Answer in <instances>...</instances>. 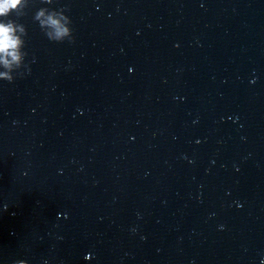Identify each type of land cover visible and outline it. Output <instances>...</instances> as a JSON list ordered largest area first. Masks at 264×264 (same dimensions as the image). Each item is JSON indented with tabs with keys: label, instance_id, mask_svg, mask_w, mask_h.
I'll return each instance as SVG.
<instances>
[{
	"label": "water",
	"instance_id": "95a60500",
	"mask_svg": "<svg viewBox=\"0 0 264 264\" xmlns=\"http://www.w3.org/2000/svg\"><path fill=\"white\" fill-rule=\"evenodd\" d=\"M18 22L0 264H264V0H30Z\"/></svg>",
	"mask_w": 264,
	"mask_h": 264
},
{
	"label": "clouds",
	"instance_id": "9594fccd",
	"mask_svg": "<svg viewBox=\"0 0 264 264\" xmlns=\"http://www.w3.org/2000/svg\"><path fill=\"white\" fill-rule=\"evenodd\" d=\"M41 3L51 5L53 0H41ZM29 6L30 0H0V81L9 84L14 83L17 76L30 72L29 65L25 63L27 53L24 51L27 29L18 22L20 17L26 15ZM13 13L17 19H9ZM65 13L63 7H41L35 12L33 20L38 22L49 41L73 43L72 20ZM12 264H28V261L19 259ZM44 264H49V261L45 260Z\"/></svg>",
	"mask_w": 264,
	"mask_h": 264
}]
</instances>
